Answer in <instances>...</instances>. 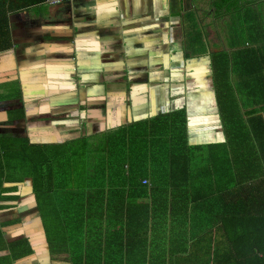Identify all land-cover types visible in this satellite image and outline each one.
<instances>
[{
    "label": "crops",
    "instance_id": "crops-1",
    "mask_svg": "<svg viewBox=\"0 0 264 264\" xmlns=\"http://www.w3.org/2000/svg\"><path fill=\"white\" fill-rule=\"evenodd\" d=\"M50 1L0 0V133L62 143L182 110L187 140L183 157L159 158L143 189L125 188L127 196L150 194L137 200L140 212L132 202L123 213L111 206L102 221L85 216L92 238L76 262L68 244L51 249L43 230L39 240L32 190L19 185L12 207L0 203V231L8 243L27 238L33 253L0 264H95L99 241L126 244L116 251L122 264H264V221L249 226L256 235L238 238L227 226L242 218L245 201L264 220V177L252 194H234L228 182L231 165L242 166L241 177L264 175L262 126L231 124L228 114L237 109L246 120L251 98L263 99L259 60L244 72L245 55L264 53L263 1ZM240 31L255 38L235 45ZM223 67L229 78L217 80ZM222 84L231 96L219 92ZM21 109L23 120L15 117ZM128 241L137 249L131 263Z\"/></svg>",
    "mask_w": 264,
    "mask_h": 264
},
{
    "label": "trees",
    "instance_id": "trees-1",
    "mask_svg": "<svg viewBox=\"0 0 264 264\" xmlns=\"http://www.w3.org/2000/svg\"><path fill=\"white\" fill-rule=\"evenodd\" d=\"M260 54L259 57L251 53L244 56V72L252 74V64L255 59L259 60V92L263 99L251 98L252 109L244 114L246 120L237 109L230 108L228 114L231 124H237L240 119L239 124L261 125L264 130L263 51ZM225 69L226 67H223L220 72H216L217 80L225 81L229 78ZM227 88L226 85L225 91V84H222L219 92L231 96V88ZM218 102L222 105L225 103L219 99ZM15 117L25 119L24 109L18 111ZM186 128L187 119L184 112L176 110L152 114L118 127L96 129L92 134L62 143L35 144L24 136L11 138L0 133V203H7L1 208H10L19 200L20 197L15 194L19 191V185L30 188L32 199L37 205V220L45 232L46 242L51 249L68 244V250L76 262L79 245L85 247L84 242H87L88 234L92 238V229L88 231L90 226L86 223L85 216L87 219L97 216L98 220L102 221L104 216L110 217L112 207L123 213L125 206L127 205L129 210L132 202L133 213L140 212L141 204H138L137 200L142 197L150 198V194L144 191L141 196H127L125 188L143 189L144 182H148L145 184L148 185L150 176L158 171L159 158L173 160L183 157L181 151L184 141L187 140ZM261 149L264 152V145ZM241 167H230L228 182L231 192L237 194L243 190V193L252 194L257 188L254 181L264 175L241 177ZM243 182L251 184L237 188L243 185ZM250 201L259 203L257 197H251ZM254 211L246 207L245 201L242 218L227 223L230 237L256 235L254 230L248 229L249 226L264 220L255 218ZM225 228L226 226L221 231ZM3 237L0 231V251L5 255L0 261L3 263L10 262V258L21 259L33 253L27 238L8 243ZM131 239H134V236ZM129 244L130 241L126 250L128 262L131 252L137 251L134 244ZM125 246L126 244L122 247L112 246L108 242L99 241L96 252L99 260L95 261V264H122L116 251L121 253ZM255 252L257 251H253ZM8 255L11 257L8 258ZM243 263L245 262L240 259L236 264Z\"/></svg>",
    "mask_w": 264,
    "mask_h": 264
},
{
    "label": "rangeland",
    "instance_id": "rangeland-1",
    "mask_svg": "<svg viewBox=\"0 0 264 264\" xmlns=\"http://www.w3.org/2000/svg\"><path fill=\"white\" fill-rule=\"evenodd\" d=\"M239 35L235 36V45H243L244 46L245 43H247V42L251 43L253 38H255V35L252 32H248L247 33L245 31H240ZM263 41H264V39H263ZM22 198H23L22 199L23 200V204L28 201L27 199H30V197L26 193H24ZM39 227L37 228L38 229L37 231H38V238L40 240L41 236H40V232L39 231H42V228H41V226H39Z\"/></svg>",
    "mask_w": 264,
    "mask_h": 264
},
{
    "label": "built area",
    "instance_id": "built-area-1",
    "mask_svg": "<svg viewBox=\"0 0 264 264\" xmlns=\"http://www.w3.org/2000/svg\"><path fill=\"white\" fill-rule=\"evenodd\" d=\"M61 0H51L50 3L51 4H56L58 2H60ZM148 183V182H147ZM146 182H144V184H147Z\"/></svg>",
    "mask_w": 264,
    "mask_h": 264
},
{
    "label": "flooded vegetation",
    "instance_id": "flooded-vegetation-1",
    "mask_svg": "<svg viewBox=\"0 0 264 264\" xmlns=\"http://www.w3.org/2000/svg\"><path fill=\"white\" fill-rule=\"evenodd\" d=\"M263 1V4H264V0H262Z\"/></svg>",
    "mask_w": 264,
    "mask_h": 264
}]
</instances>
